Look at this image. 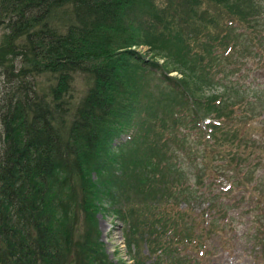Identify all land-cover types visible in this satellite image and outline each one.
<instances>
[{"label":"trees","instance_id":"trees-1","mask_svg":"<svg viewBox=\"0 0 264 264\" xmlns=\"http://www.w3.org/2000/svg\"><path fill=\"white\" fill-rule=\"evenodd\" d=\"M0 24V264H208L241 215L264 224V0H0ZM221 175L250 188L236 215ZM106 210L131 263L99 240Z\"/></svg>","mask_w":264,"mask_h":264},{"label":"rangeland","instance_id":"rangeland-1","mask_svg":"<svg viewBox=\"0 0 264 264\" xmlns=\"http://www.w3.org/2000/svg\"><path fill=\"white\" fill-rule=\"evenodd\" d=\"M133 17L137 18L138 20H141L140 18H142L138 17V13H135ZM5 31V26L0 24V42ZM131 48L147 55H150L151 51L153 54L155 53L147 44H134L131 46ZM162 58L165 60L164 57ZM149 79L153 88H156V85L158 84H163L157 76H151L150 74ZM73 88L79 97L85 93L86 83L84 76H75ZM9 89L10 83L7 82V77L2 74V69L0 68V102L4 101L3 98L8 99L7 94ZM190 136L194 140L198 139V134L195 131H191ZM127 137V135L123 136V138L116 140L113 145H116L119 141L124 140ZM1 138L2 136L0 127V149L2 146ZM217 162L219 163V166L222 165L220 161ZM206 182L210 181L206 180ZM227 184H229V188L227 187ZM231 187L230 179L227 176L221 175L219 178H216L212 184H209L207 191L211 195L219 197L225 208L229 210L228 215H236V213H233V210L230 209L231 205H240L243 209H245L246 204L251 198V191L250 188L243 186L231 191ZM109 204L110 202L107 200L103 201V205H108L107 207L111 209ZM183 206H185V204H183ZM192 207L194 208V215L202 212L205 213V218L210 213V211L207 210V203L205 201L197 200L192 204ZM107 211L108 210H106L104 213L98 212L96 214L97 228L100 231L99 240L105 242L106 251L114 262H117L116 255H119L123 259H126L128 263H131L129 256L126 254V247L121 233L122 223L120 219L117 218L110 210L108 212ZM224 214L225 213H222L221 215L225 216ZM225 218L227 217L225 216ZM261 223L262 222L259 221L255 215H241V217L235 221V231L228 235L230 248H224L222 245H220L219 241H216L219 245V253L214 254L206 259V262L208 264H264V244L257 245L253 243L250 238H248L250 233L254 232L256 229L261 230L263 228L264 224Z\"/></svg>","mask_w":264,"mask_h":264}]
</instances>
